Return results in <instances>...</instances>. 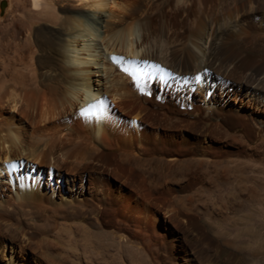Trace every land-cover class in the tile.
<instances>
[{
    "label": "bare ground",
    "instance_id": "obj_1",
    "mask_svg": "<svg viewBox=\"0 0 264 264\" xmlns=\"http://www.w3.org/2000/svg\"><path fill=\"white\" fill-rule=\"evenodd\" d=\"M71 1L89 11L74 9L69 0H10L8 8L7 0H0V16L7 8L0 17V173L15 188L14 197L0 200V218L33 209L48 217L82 209L84 200H66L64 193L56 203L39 167L70 173L94 167L117 131L133 133L116 128L126 125L117 117L122 105L144 106L156 125L193 118L239 148L251 145L264 154L261 0H228L220 8L212 0ZM33 47L34 61L23 54ZM48 64L49 74L40 70ZM90 105L95 114L81 115ZM27 167L38 172L29 174ZM56 227L66 233L58 239L70 244L72 225ZM21 231L15 230L28 239ZM78 231L79 248L101 264H118L124 255L131 263L148 264L116 242L121 237L98 233L89 240V231ZM239 252L244 260L251 255ZM24 259L12 264H26Z\"/></svg>",
    "mask_w": 264,
    "mask_h": 264
},
{
    "label": "rangeland",
    "instance_id": "obj_2",
    "mask_svg": "<svg viewBox=\"0 0 264 264\" xmlns=\"http://www.w3.org/2000/svg\"><path fill=\"white\" fill-rule=\"evenodd\" d=\"M212 1L220 8L228 0ZM69 3L74 9L89 11ZM37 51L33 47L23 54L34 61ZM40 70L49 74L53 69L48 64ZM96 77H92L94 87ZM195 100L202 103L198 94ZM116 112L119 122L126 123L116 128L126 126L133 133L117 131L94 167L72 173L39 167L43 186L49 194L54 189L56 203L64 193L66 200L82 199L87 204L50 217L33 209L21 217L0 218V264L23 257L26 264H73L70 260L74 259L75 264H101L95 254L79 248V229L90 232L89 240L98 233L121 237L116 242L125 243L148 264H264V154L251 145L239 148L190 117L156 125L151 122L152 112L138 103L117 107ZM232 164L236 168L231 169ZM25 169L29 174L38 172ZM7 180L8 175L0 173L3 203L15 196ZM232 181L242 186L240 191L228 185ZM228 187L236 198L228 195ZM58 223L72 225L70 244L58 239V234L66 239ZM16 229H24L28 239ZM238 249L251 255L244 260ZM117 263L134 264L128 255Z\"/></svg>",
    "mask_w": 264,
    "mask_h": 264
},
{
    "label": "snow or ice",
    "instance_id": "obj_3",
    "mask_svg": "<svg viewBox=\"0 0 264 264\" xmlns=\"http://www.w3.org/2000/svg\"><path fill=\"white\" fill-rule=\"evenodd\" d=\"M112 60L114 63H117L119 64L120 63V58H117V57H112ZM125 71H128V69H124ZM95 108V105H90L88 108H85V109H82L81 110V115H84V116H89V115H94V111L93 109ZM10 167L14 168L15 165H10Z\"/></svg>",
    "mask_w": 264,
    "mask_h": 264
}]
</instances>
